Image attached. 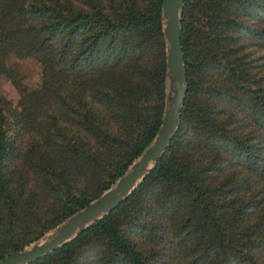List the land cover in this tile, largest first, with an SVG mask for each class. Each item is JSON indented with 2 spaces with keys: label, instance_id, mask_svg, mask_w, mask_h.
I'll return each mask as SVG.
<instances>
[{
  "label": "trees",
  "instance_id": "1",
  "mask_svg": "<svg viewBox=\"0 0 264 264\" xmlns=\"http://www.w3.org/2000/svg\"><path fill=\"white\" fill-rule=\"evenodd\" d=\"M162 0H0V260L119 178L164 107ZM186 89L133 192L30 264H264V0H184ZM39 65L24 87L10 61Z\"/></svg>",
  "mask_w": 264,
  "mask_h": 264
},
{
  "label": "water",
  "instance_id": "2",
  "mask_svg": "<svg viewBox=\"0 0 264 264\" xmlns=\"http://www.w3.org/2000/svg\"><path fill=\"white\" fill-rule=\"evenodd\" d=\"M184 0H162L160 16L165 44L164 107L159 127L149 144L125 172L85 207L74 212L38 241L8 253L0 264H30L71 241L78 233L119 206L143 180L170 145L179 126L186 76L179 44Z\"/></svg>",
  "mask_w": 264,
  "mask_h": 264
},
{
  "label": "rangeland",
  "instance_id": "3",
  "mask_svg": "<svg viewBox=\"0 0 264 264\" xmlns=\"http://www.w3.org/2000/svg\"><path fill=\"white\" fill-rule=\"evenodd\" d=\"M9 65L11 66L12 69H14L16 71V73L18 74L20 83L24 87H26L28 89H34L39 85V82H40L39 65H37L36 63L31 62V61L19 62V61H14V60L10 61ZM185 89H186V87H185ZM0 95H2L5 99L10 101L12 107L16 106L17 101H18V95L16 93V90L13 88L11 83L3 77L0 79ZM54 228H52V229H54ZM51 230L47 231L46 233H49ZM46 233H44L42 236H44ZM39 239H37L36 241H38ZM36 241H33V242H36ZM33 242H31V243H33ZM28 245H26V246H28ZM26 246H24V247H26Z\"/></svg>",
  "mask_w": 264,
  "mask_h": 264
}]
</instances>
